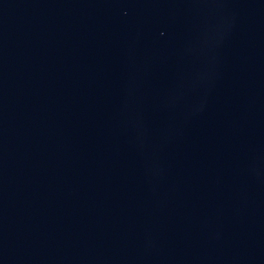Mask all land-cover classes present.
I'll use <instances>...</instances> for the list:
<instances>
[{
  "label": "water",
  "instance_id": "water-1",
  "mask_svg": "<svg viewBox=\"0 0 264 264\" xmlns=\"http://www.w3.org/2000/svg\"><path fill=\"white\" fill-rule=\"evenodd\" d=\"M0 264H264V0H0Z\"/></svg>",
  "mask_w": 264,
  "mask_h": 264
}]
</instances>
